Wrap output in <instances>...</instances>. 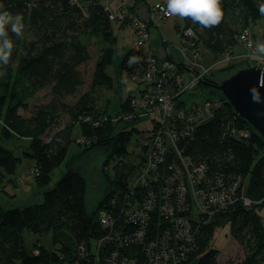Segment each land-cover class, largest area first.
Segmentation results:
<instances>
[{
    "label": "trees",
    "instance_id": "1",
    "mask_svg": "<svg viewBox=\"0 0 264 264\" xmlns=\"http://www.w3.org/2000/svg\"><path fill=\"white\" fill-rule=\"evenodd\" d=\"M109 1L0 0L6 10L21 14L25 25L22 38L13 37L12 59L0 76V176L15 173L19 158L1 140L16 137L25 141L22 154L33 162L35 185L45 187L50 173L66 159L74 126L79 128L83 150L73 159L100 149L107 153L106 164L116 161L113 176L106 177V189L90 213L84 203V181L72 158L61 178L43 192L41 203L0 207V264H219V250L211 241L215 229L225 225L244 251L237 264L263 263L264 142L236 116L216 89L217 82L204 77L198 83L216 91L217 99L184 101L175 77H167L173 114L178 117L166 119L167 135L164 139L163 132L159 146L151 141L150 129L140 132L120 125L137 120L144 93L153 87L144 80L148 56L153 55L149 42L147 48H130L117 63L115 74L126 73L138 87L136 95L119 99L115 116L108 113L110 100L96 104L97 89H114L107 71L116 51L111 23L132 27L131 20L138 19L133 6L119 9L125 19L110 18ZM259 2L221 0L223 17L212 28L184 19L183 46L215 57L238 53L237 38L244 30L255 38L249 25L263 17ZM184 29L190 34L183 35ZM91 38L97 39V45L98 41L104 44L100 43L89 88L69 103L66 98L74 97L84 84L79 66L88 60ZM130 56L141 60L129 66ZM170 62L180 78L186 64ZM46 87L49 102L34 107L28 117L21 116L18 110ZM203 101L215 103L212 114L207 121H196L192 110ZM60 114L68 119L63 126L58 122ZM134 135L139 136L140 152L126 160ZM102 217L108 224L101 223ZM24 235L36 237L30 249L22 245ZM46 236L48 246L40 241Z\"/></svg>",
    "mask_w": 264,
    "mask_h": 264
},
{
    "label": "rangeland",
    "instance_id": "2",
    "mask_svg": "<svg viewBox=\"0 0 264 264\" xmlns=\"http://www.w3.org/2000/svg\"><path fill=\"white\" fill-rule=\"evenodd\" d=\"M162 1L165 0H148L151 6H154L158 2V4H160ZM107 5L110 11L114 13V9L112 8L111 4ZM155 18L156 22L158 21L157 27L153 24V22L150 21V19L146 21L149 34L148 42L151 53L156 57V59L160 61H172L177 66L181 65L182 63L186 64V66H183L184 68L181 70L180 74L182 81L181 88L184 89V94L182 96L184 101H188L190 98L217 99L219 95L216 91L210 92L208 87L198 85L202 78L208 77L211 79V81H215L219 84L223 79L234 73L235 70L241 69L242 67L253 66V61L247 59L241 61V58L239 57V59L231 61L228 65H226L227 63L224 61L217 70H211L210 67L209 69L202 71L201 67L207 68L211 66L216 60H221L223 55L215 57L213 54L207 51H202V49L199 51L198 59L192 58L189 51H186V54H184L182 41L180 39V31L185 27L184 19H181L178 16H170L169 18L162 21L157 19V16ZM121 19L123 20L125 17L122 16ZM133 21L134 20L132 19L131 23ZM111 25L112 32L116 38V51L112 59V64L107 67V71L108 74H110V76L113 78L114 89L111 91L97 89L93 96L98 106H101L105 100H110L111 103L109 105L108 113L111 116H115L116 112L120 110L119 99L123 101L128 96V94L130 96L136 95L137 91L135 90H138V87L136 84H133L128 80L126 73L122 72V74H120L122 78L121 80L119 79V74H115L117 71V63L124 57L125 53L130 48H132V27L130 24L119 26V23L114 21L111 23ZM176 27H178V31L176 30ZM249 27L256 39H264V16L256 21V23L250 24ZM95 41H97V39L92 38L88 41V60L79 66L84 84L77 90V93L74 97L66 98V101L69 103H72L78 98L80 94H82V92L89 88L90 77L94 63L97 59L99 46L101 48L100 43L104 44L103 42L98 41L99 43L97 45ZM240 52L244 53L243 50L238 51V53ZM228 66H231L232 69L225 70ZM192 69L195 70L193 72L196 73L195 75H197V77L196 80H192L190 82L191 78H193ZM49 100V89L47 87L43 88L36 92L33 97L29 98L26 101V108L19 109L18 113L23 117H28L31 111H33L34 107L47 104ZM172 103L174 105L173 101ZM158 117L159 115L156 116L155 114L152 116L150 115V119L142 117L138 118L136 116L137 120L126 123L122 122L120 125L121 127H125V129H135L140 132L150 129V133H152V129L160 126ZM58 122L62 124L61 126H63L68 123V119L65 115L60 114L58 117ZM51 132H53V130ZM79 135L80 131L78 126H74L71 133L72 142L68 147L65 161L50 173V180L48 184L42 188H39L35 185L32 171L33 162L30 159L25 158L22 154V148L25 145V141L22 139H17L16 137H13L8 141L1 140V144L6 148L11 149L13 154L19 158L14 175L11 177L0 176L1 209L8 210L13 208H22L27 205L41 203L43 192L50 190L55 185V183L66 171V163L72 158V156L79 154L83 150V143L81 145L79 144L81 141ZM143 135L146 136L147 133L144 132ZM44 138L45 140L48 139V137L46 138L45 136ZM136 140H139V136L134 135L131 138L130 144L127 148L128 155L126 160H131L134 155L140 152V146L136 144ZM106 157L107 153L103 150L93 149L88 151L84 156L79 157V159L72 158L71 160L72 163L75 162L74 168L79 172L84 181V203L87 213H90L95 209L97 202L102 197L107 186L106 177L111 178L113 176V166L115 165L116 161L110 159L106 164ZM35 240V236L24 235L22 245L26 249H30L31 243ZM40 241L42 244L47 246L50 242L49 237L47 236L42 237ZM211 243L219 250L217 256V261L219 264H237L244 256L243 249L230 237L229 227L227 225L215 229ZM261 264H264V262Z\"/></svg>",
    "mask_w": 264,
    "mask_h": 264
},
{
    "label": "built area",
    "instance_id": "3",
    "mask_svg": "<svg viewBox=\"0 0 264 264\" xmlns=\"http://www.w3.org/2000/svg\"><path fill=\"white\" fill-rule=\"evenodd\" d=\"M166 8V5L164 3L160 4H155L154 6H149L147 8V19L146 20H139L135 19L132 22V36H131V47L135 50L139 48H147L148 47V31H147V25L146 21L150 19L151 22L155 26H158V21L156 22V16L157 19L165 20L169 18L170 16L165 15V12L163 9ZM149 10V11H148ZM109 12V11H108ZM122 16V11H117L115 14L112 12H109V17L110 18H116V19H121ZM183 35L187 36L190 34V31L188 29L184 30L182 32ZM264 41V39H255L252 37L251 33L248 30H244L237 38V45H236V50H243L244 53H230L227 55H223L222 59L216 60L211 66L207 68H202V71H205L211 67V70H217L220 68V66L223 64L224 61H226V65H228L231 61H234L235 59L241 58V61L244 59L253 61V66H257L260 70L264 71V58H260L259 54L256 53L255 51V44L257 42ZM183 45V42H182ZM184 49V54H186V51L190 52V56L192 58H199L198 54L199 52L196 51H191V50H186L185 47L183 46ZM238 54V55H237ZM148 63H149V68L148 71L144 75V80H150V86H153L152 88L150 87V91L147 90L144 93V104L140 106L137 109L136 116L139 117H150V115H159L158 121H160V126L156 127L153 130L151 134V141H156V145H160L161 143V136L163 135L164 132V139L167 135L166 131H163L165 128V121L167 118H172L178 117L177 115L173 114V109L174 105L172 103V100L169 95V85L167 84V77L174 78L175 87L180 91L183 92L184 89L181 88V78L175 76L173 70V64L169 61L162 60V61H157L153 55L150 54L148 56ZM199 73V72H198ZM196 73L193 72V78H191L190 82L192 80H196L197 75ZM200 74V73H199ZM157 79V80H156ZM213 101H203L200 102L198 105H195V108H193V112L191 115L197 116L196 121H207L211 114H212V107H213ZM215 104V103H214ZM180 114H183V110H181ZM130 116H126L125 119H130ZM199 118V120H198ZM201 118V119H200ZM189 122L192 123V119L188 118ZM170 137V140H173V137L168 134ZM151 145V142H150ZM212 200H216V198H212ZM244 204L248 205V201L244 199ZM102 224H108L109 220L102 217L100 218Z\"/></svg>",
    "mask_w": 264,
    "mask_h": 264
},
{
    "label": "clouds",
    "instance_id": "4",
    "mask_svg": "<svg viewBox=\"0 0 264 264\" xmlns=\"http://www.w3.org/2000/svg\"><path fill=\"white\" fill-rule=\"evenodd\" d=\"M166 8L163 9L167 16H178L181 19L191 20L202 28H212L220 24L223 11L221 0H165ZM258 12L264 16V0H260ZM24 21L21 14H13L0 3V76L5 74L6 66L12 59L14 50L13 37L22 38ZM255 51L260 58H264V41L255 44ZM141 58L130 56L127 60L129 66L138 64ZM261 86H264V74L261 75ZM253 100L260 101V95L256 87L251 90Z\"/></svg>",
    "mask_w": 264,
    "mask_h": 264
},
{
    "label": "water",
    "instance_id": "5",
    "mask_svg": "<svg viewBox=\"0 0 264 264\" xmlns=\"http://www.w3.org/2000/svg\"><path fill=\"white\" fill-rule=\"evenodd\" d=\"M256 66L238 69L223 79L216 89L231 106L236 116L244 120L264 142V86H261V75ZM253 87H256L260 101L253 100Z\"/></svg>",
    "mask_w": 264,
    "mask_h": 264
},
{
    "label": "crops",
    "instance_id": "6",
    "mask_svg": "<svg viewBox=\"0 0 264 264\" xmlns=\"http://www.w3.org/2000/svg\"><path fill=\"white\" fill-rule=\"evenodd\" d=\"M124 3H120V0H110L108 4H111L112 8L114 9V14L119 11L121 6H133L132 13H135L139 20H144L147 17V8L151 6L148 0H123ZM159 3V2H158ZM156 3V4H158ZM161 3H165L162 1ZM166 5V3H165Z\"/></svg>",
    "mask_w": 264,
    "mask_h": 264
}]
</instances>
